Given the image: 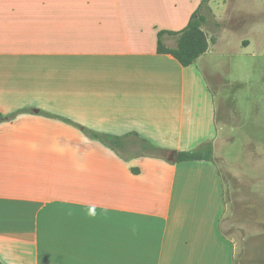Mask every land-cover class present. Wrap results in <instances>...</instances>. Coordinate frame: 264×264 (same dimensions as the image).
Returning <instances> with one entry per match:
<instances>
[{
	"label": "crops",
	"instance_id": "0c3cea01",
	"mask_svg": "<svg viewBox=\"0 0 264 264\" xmlns=\"http://www.w3.org/2000/svg\"><path fill=\"white\" fill-rule=\"evenodd\" d=\"M200 2L0 0V262L234 264L217 168L177 160L216 134L217 44L157 52Z\"/></svg>",
	"mask_w": 264,
	"mask_h": 264
},
{
	"label": "rangeland",
	"instance_id": "374dc122",
	"mask_svg": "<svg viewBox=\"0 0 264 264\" xmlns=\"http://www.w3.org/2000/svg\"><path fill=\"white\" fill-rule=\"evenodd\" d=\"M211 5L202 29L217 44L207 49L206 72L219 88L211 146L226 203L222 230L234 264H264V0Z\"/></svg>",
	"mask_w": 264,
	"mask_h": 264
},
{
	"label": "trees",
	"instance_id": "16d2710c",
	"mask_svg": "<svg viewBox=\"0 0 264 264\" xmlns=\"http://www.w3.org/2000/svg\"><path fill=\"white\" fill-rule=\"evenodd\" d=\"M210 11L208 6V0H201L198 9L192 14L186 27L180 31H160L158 33L157 52L167 53L172 55L182 66H188L193 64L196 59L204 54L208 48V41L206 35L202 29V25L207 20V12ZM169 35L174 40L173 46H167L163 42V36ZM16 113L10 115L0 114V122L4 120L12 119ZM68 121V120H66ZM87 135L96 137L101 142L105 143L109 147L116 149L121 142L122 137L112 136L103 133H97L86 128L80 127ZM143 145L146 148L160 151V149L148 143L146 140L141 139ZM177 160L191 161V160H212V146L210 142L202 144V146L196 150L188 152L178 153ZM0 264H3L0 262Z\"/></svg>",
	"mask_w": 264,
	"mask_h": 264
},
{
	"label": "water",
	"instance_id": "95a60500",
	"mask_svg": "<svg viewBox=\"0 0 264 264\" xmlns=\"http://www.w3.org/2000/svg\"><path fill=\"white\" fill-rule=\"evenodd\" d=\"M171 159H175V155L173 154V156L171 157Z\"/></svg>",
	"mask_w": 264,
	"mask_h": 264
}]
</instances>
